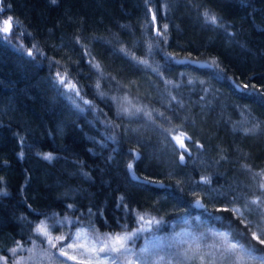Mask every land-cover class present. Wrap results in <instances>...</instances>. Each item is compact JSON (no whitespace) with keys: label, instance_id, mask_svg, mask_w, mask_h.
<instances>
[{"label":"trees","instance_id":"trees-1","mask_svg":"<svg viewBox=\"0 0 264 264\" xmlns=\"http://www.w3.org/2000/svg\"><path fill=\"white\" fill-rule=\"evenodd\" d=\"M185 98L216 109L196 118L201 132ZM137 107L152 119L123 112ZM180 133L191 138L183 163ZM214 138L220 158L207 152ZM262 170L264 0H0V264H66L38 229L145 228L137 247L193 215L264 249L249 219L225 210L238 195L264 227L250 203L264 199Z\"/></svg>","mask_w":264,"mask_h":264},{"label":"rangeland","instance_id":"rangeland-1","mask_svg":"<svg viewBox=\"0 0 264 264\" xmlns=\"http://www.w3.org/2000/svg\"><path fill=\"white\" fill-rule=\"evenodd\" d=\"M184 60L187 61L188 59L184 58L183 61ZM189 61L194 64H202L201 61L195 59ZM198 79L202 80L201 77H199ZM155 92H151V95L153 96L154 94H157V90ZM185 99H187V102L190 103V105H188L189 109L187 110V116H189V114H193L194 117L191 118L193 121L192 123L194 125L197 124L198 118L203 121L202 119H204L203 116L206 112H216V109L212 108L211 106L213 105L210 104L208 101L200 100L197 98ZM202 125L203 124L201 123L198 127L197 124L198 128L196 129V132H201V130H203ZM207 150L210 155H213L216 158L222 157V147L218 145L216 138L209 139V145L207 146ZM196 155H198L197 151L194 150L192 156L195 157ZM206 193L211 196H215V198H221L220 194L215 191L210 190ZM222 201H225V198L222 199ZM227 202L232 208H241V210L244 212V217L246 219H249V221L251 222L253 231H257L258 234H261L259 231L261 225L257 223L256 220H252L251 217H249V209L244 208V205L246 204L244 199H241L238 195H232L227 199ZM193 216L195 217L194 221H190L188 217H185L181 221L172 222V226L167 231V233L151 237L150 239L144 241L140 246L137 245V247H134V245L130 244L128 241V248L130 249V252L126 254H121L118 258V264H127V259H131L133 261V264H198L196 259L189 261L184 260L182 257V254L185 252V250L194 247L196 243H199L200 245L201 254L206 255V257L209 259H214L215 264H228V260L232 259V256L230 254L225 253L224 258L221 257V253L224 251L225 245L223 241L215 235V233L224 232L217 231L211 227L203 225L200 222L198 216ZM80 230H83L87 237L91 240H95L96 237H99L100 240H103L106 238L107 235H109L102 233L99 234V232L95 230H92V232H90L89 228L77 229L71 235H68L64 230H62L61 233L56 232V236L64 235V244L58 245L57 248H52V250L55 249L54 252L56 251L57 253H59L58 249L60 247H65L68 243H73L75 241V233ZM56 233L51 232V234ZM82 240H84L83 237ZM84 242L87 241L84 240ZM97 245L99 246V241H97ZM66 251H68L69 256H77V258L80 259L79 249H66ZM103 255L104 254H101V256ZM175 255L178 256L180 259L184 260V263L179 258H176ZM189 255H191V253H189ZM64 257V261L66 262V264H77V260H70L66 256ZM256 260L257 259L252 260L246 258L243 264H260V262H257Z\"/></svg>","mask_w":264,"mask_h":264},{"label":"snow or ice","instance_id":"snow-or-ice-1","mask_svg":"<svg viewBox=\"0 0 264 264\" xmlns=\"http://www.w3.org/2000/svg\"><path fill=\"white\" fill-rule=\"evenodd\" d=\"M53 3L56 2V0H52ZM156 21L155 14L153 15V22ZM9 22H12L13 26L15 24H18V21H13L12 17H8V20L5 21V24L8 25ZM211 22L213 24L216 23V18L211 17ZM9 27H5L3 29L4 33L9 32ZM167 26H164V31L166 32ZM157 35H161L159 31H157ZM4 39H7L8 37H3ZM28 55H33L32 51L29 50ZM138 63H143L147 65L146 60H140ZM215 65L216 67H219V65L216 64L215 59L212 60L211 64L207 65L208 67H212ZM97 69H99V65H94ZM155 71V69H153ZM57 81L60 85H62L65 89H67L69 92H75L77 96H79V90L77 86L68 80L66 82V77L61 76L59 73H57ZM85 103H90L89 101H85ZM123 112L129 115H139L143 114L146 118L149 120L152 119V112H147L141 107H137L135 109V112H129L128 108H124ZM159 116H164V113H158ZM259 127V125H257ZM254 129H249V131H253ZM173 139L177 140V143L179 144L180 148L183 150V152L180 155V162H184V152H188V148L184 144V140H190V137H187L185 133H180L179 137L174 136ZM45 159L51 160L52 157L50 154L44 156ZM244 167H248L245 165ZM129 168H131V165H129ZM255 175L260 176L262 179H264V170H262L259 173H256ZM204 183H208L207 178H204ZM259 189L262 193H264V183L258 184ZM250 203L252 205L257 206V210H259L260 219L261 221H264V208H262V205H264V199H262L260 196H257L255 199L251 200ZM197 204L199 205V200H197ZM244 208L247 209L248 205L245 204ZM227 211H231L234 216L242 217L244 216V212L239 207H233L231 209H225ZM139 221L151 225L153 223V220H145L144 216H139ZM244 221L241 220V223ZM158 223V221H157ZM247 227V225H246ZM40 234L45 235L47 237V242L49 244L50 248H57L58 243L65 240L64 235L59 236H51L46 230H37ZM147 231L145 228H137L135 232H126V233H117V234H109L106 236L105 239L100 240L99 237H96L95 240H91L87 237V235L84 233L83 230L78 231L75 233V241L73 243H68L65 247H60L59 253L61 256H66L70 260H77V264H118V258L121 254H126L130 252V249L128 248V241H130L133 236L137 235L140 232ZM261 234H258L257 231H252L251 238L252 240H255L258 242L259 245H264V227H261L259 229ZM215 235L220 238L224 243V251L221 253V257L224 258V254H230L232 256V259L228 260V264H243L245 259H257L253 255L255 251H264V249H256L251 244H248L247 246L245 244L240 243L238 240H235L233 238L234 242H230L228 240V233H215ZM82 237L87 242H84L82 240ZM97 241H99V246L97 245ZM19 247V246H18ZM66 249H73L77 250L79 249V257L77 256H69L68 251ZM17 248L12 249L11 251L15 255L17 252ZM146 251V249H145ZM191 253V255H189ZM101 254H104L101 256ZM115 254V255H110ZM182 257L184 260H193L196 259L198 264H215L214 259H209L206 257V255L201 254L200 252V245L199 243H196L194 247L185 250V252L182 254ZM5 258L0 257V260H4ZM260 264H264V256L259 257ZM16 264H21V261H16ZM127 264H133V261L131 259H127Z\"/></svg>","mask_w":264,"mask_h":264},{"label":"water","instance_id":"water-1","mask_svg":"<svg viewBox=\"0 0 264 264\" xmlns=\"http://www.w3.org/2000/svg\"><path fill=\"white\" fill-rule=\"evenodd\" d=\"M202 64H206V62L203 61Z\"/></svg>","mask_w":264,"mask_h":264}]
</instances>
